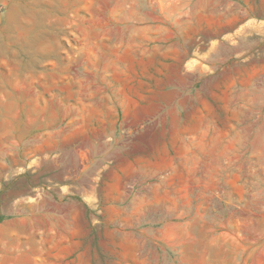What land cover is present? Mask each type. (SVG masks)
Here are the masks:
<instances>
[{
  "label": "rangeland",
  "instance_id": "rangeland-1",
  "mask_svg": "<svg viewBox=\"0 0 264 264\" xmlns=\"http://www.w3.org/2000/svg\"><path fill=\"white\" fill-rule=\"evenodd\" d=\"M0 44V264H264V0H0Z\"/></svg>",
  "mask_w": 264,
  "mask_h": 264
},
{
  "label": "crops",
  "instance_id": "crops-1",
  "mask_svg": "<svg viewBox=\"0 0 264 264\" xmlns=\"http://www.w3.org/2000/svg\"><path fill=\"white\" fill-rule=\"evenodd\" d=\"M5 51H6V47L0 44V53L5 52ZM17 88H18L17 85L16 86L14 85L13 87H11L9 89H5V88L0 87V107L3 104L5 105V103L8 102L10 99H12V100L15 99V95H10V94H5V95L2 94L1 95V93H3V92L4 93H12L13 92L14 93ZM11 118H12L11 122L14 123V120H15V111L14 110H12V112H11ZM14 138L15 137L13 136V140H15ZM8 180H10V178L8 179V177H7V180H5L3 182L0 181V188H1V186H4V184H6V182ZM6 219H9V218H5L4 220L2 218L3 221H6ZM2 220H0V221H2Z\"/></svg>",
  "mask_w": 264,
  "mask_h": 264
},
{
  "label": "trees",
  "instance_id": "trees-1",
  "mask_svg": "<svg viewBox=\"0 0 264 264\" xmlns=\"http://www.w3.org/2000/svg\"><path fill=\"white\" fill-rule=\"evenodd\" d=\"M1 220V219H0Z\"/></svg>",
  "mask_w": 264,
  "mask_h": 264
}]
</instances>
